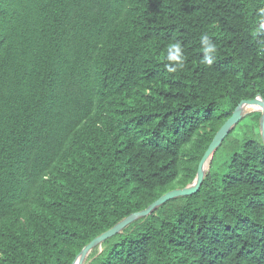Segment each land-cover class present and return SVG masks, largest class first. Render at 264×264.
Here are the masks:
<instances>
[{
  "label": "trees",
  "instance_id": "16d2710c",
  "mask_svg": "<svg viewBox=\"0 0 264 264\" xmlns=\"http://www.w3.org/2000/svg\"><path fill=\"white\" fill-rule=\"evenodd\" d=\"M258 7L264 0H0V264H72L191 184L237 105L264 100ZM176 42L184 67L168 73ZM219 146L195 193L136 218L82 264H264V142L244 139L214 168Z\"/></svg>",
  "mask_w": 264,
  "mask_h": 264
},
{
  "label": "water",
  "instance_id": "95a60500",
  "mask_svg": "<svg viewBox=\"0 0 264 264\" xmlns=\"http://www.w3.org/2000/svg\"><path fill=\"white\" fill-rule=\"evenodd\" d=\"M246 105H250L253 106L254 108H257L261 113L260 132H261L262 140L264 142V100L261 99L260 96H258L253 99L241 101L232 112V115L223 123L220 129L215 133L214 137L212 138L210 144L208 145L207 149L205 150L203 156L199 161L196 176L191 184H188L183 188L173 189L166 192L158 199H156L153 203H151L149 206H147L144 210L129 215L124 220L113 226L111 229H109L108 231L104 232L100 236L93 239L88 245H86L82 249L79 257L72 264H82L85 255L88 253V251L91 248H93L96 245H99L101 241H103L104 239L115 235L121 229H123L127 224L131 223L136 218L141 216H147L151 212V210H153L158 205L177 196L195 193L201 185L202 179L204 177V172L207 170V168L205 167L206 164L210 163L214 151L223 141L225 136L229 133L231 127L235 123H237L240 120V118L243 116V108Z\"/></svg>",
  "mask_w": 264,
  "mask_h": 264
},
{
  "label": "rangeland",
  "instance_id": "374dc122",
  "mask_svg": "<svg viewBox=\"0 0 264 264\" xmlns=\"http://www.w3.org/2000/svg\"><path fill=\"white\" fill-rule=\"evenodd\" d=\"M258 111L259 110L257 108L252 106H248L243 109V116L231 127V132L226 135L227 137L225 136V140L223 139V143L219 146V150L215 158L216 160L213 164L214 168L220 165V163L228 160L235 152H238L240 150V144L244 139H258L259 137L262 139L260 132L261 115L258 120ZM250 112L253 113L247 115ZM205 167L208 169L209 164H206ZM174 189L178 188L176 187Z\"/></svg>",
  "mask_w": 264,
  "mask_h": 264
},
{
  "label": "clouds",
  "instance_id": "9594fccd",
  "mask_svg": "<svg viewBox=\"0 0 264 264\" xmlns=\"http://www.w3.org/2000/svg\"><path fill=\"white\" fill-rule=\"evenodd\" d=\"M252 24V38L255 40L258 37H264V7H258L256 9V17L252 21ZM200 42L205 54L202 62L211 66L214 62V56L212 54L216 52V46L207 34L201 36ZM260 43L264 45V39ZM166 60L168 63L164 65V68L168 73H175L184 67V56L182 46L179 42L172 43L168 46Z\"/></svg>",
  "mask_w": 264,
  "mask_h": 264
},
{
  "label": "bare ground",
  "instance_id": "6f19581e",
  "mask_svg": "<svg viewBox=\"0 0 264 264\" xmlns=\"http://www.w3.org/2000/svg\"><path fill=\"white\" fill-rule=\"evenodd\" d=\"M248 106H250V105H246V106H244V108H245V107H248ZM252 107H253V106H252ZM244 108H243V109H244Z\"/></svg>",
  "mask_w": 264,
  "mask_h": 264
}]
</instances>
